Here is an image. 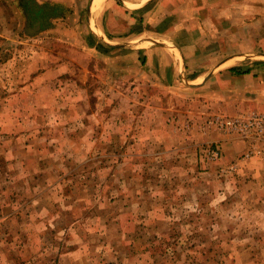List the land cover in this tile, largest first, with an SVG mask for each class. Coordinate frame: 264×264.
<instances>
[{"label":"rangeland","instance_id":"rangeland-1","mask_svg":"<svg viewBox=\"0 0 264 264\" xmlns=\"http://www.w3.org/2000/svg\"><path fill=\"white\" fill-rule=\"evenodd\" d=\"M18 1L0 0V264H264V161H225L209 125L248 101L193 86L211 68L122 72L87 47L88 0L35 35Z\"/></svg>","mask_w":264,"mask_h":264},{"label":"crops","instance_id":"crops-1","mask_svg":"<svg viewBox=\"0 0 264 264\" xmlns=\"http://www.w3.org/2000/svg\"><path fill=\"white\" fill-rule=\"evenodd\" d=\"M93 1L88 0L86 23L81 24L95 42L87 47L114 55L122 72L139 69L137 81L173 87L204 80L211 68V76L193 86L223 99L227 107L232 103L234 110L244 99L246 112L264 114V10L257 6L264 0H101L92 12ZM222 144L225 161L247 149L236 139L225 138ZM249 160L257 166L264 157Z\"/></svg>","mask_w":264,"mask_h":264},{"label":"built area","instance_id":"built-area-1","mask_svg":"<svg viewBox=\"0 0 264 264\" xmlns=\"http://www.w3.org/2000/svg\"><path fill=\"white\" fill-rule=\"evenodd\" d=\"M209 125L217 129L228 139L240 140L247 150L243 159L264 157V114L256 111L239 112L233 116H216L209 120ZM208 159L220 160L222 151L218 145L208 147Z\"/></svg>","mask_w":264,"mask_h":264},{"label":"trees","instance_id":"trees-1","mask_svg":"<svg viewBox=\"0 0 264 264\" xmlns=\"http://www.w3.org/2000/svg\"><path fill=\"white\" fill-rule=\"evenodd\" d=\"M18 4H20L26 21V30H33L32 34H39L45 31L51 21L63 18L67 13V8L62 3H39L37 0H19ZM96 48L102 52L100 45L96 46ZM231 71L235 74L242 73L235 69Z\"/></svg>","mask_w":264,"mask_h":264},{"label":"bare ground","instance_id":"bare-ground-1","mask_svg":"<svg viewBox=\"0 0 264 264\" xmlns=\"http://www.w3.org/2000/svg\"><path fill=\"white\" fill-rule=\"evenodd\" d=\"M144 1H148V0H144ZM100 5H101V0H94L93 4H92V10L91 11L96 12L99 9Z\"/></svg>","mask_w":264,"mask_h":264}]
</instances>
